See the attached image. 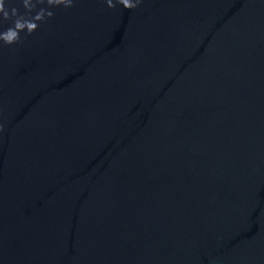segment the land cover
I'll use <instances>...</instances> for the list:
<instances>
[{"label":"water","instance_id":"1","mask_svg":"<svg viewBox=\"0 0 264 264\" xmlns=\"http://www.w3.org/2000/svg\"><path fill=\"white\" fill-rule=\"evenodd\" d=\"M113 2L0 41V264H264V0Z\"/></svg>","mask_w":264,"mask_h":264},{"label":"clouds","instance_id":"2","mask_svg":"<svg viewBox=\"0 0 264 264\" xmlns=\"http://www.w3.org/2000/svg\"><path fill=\"white\" fill-rule=\"evenodd\" d=\"M108 7L115 8L113 0H106ZM142 0H118L126 9L136 8ZM25 10L24 14L16 6L6 7V0H0V24L10 21L11 26L0 31V41L13 45L21 42V33L30 36L35 33L41 22H46V18H52L55 13L50 11L52 7L64 6L74 7V0H19ZM47 4V8L38 5ZM7 5H14L13 0H7Z\"/></svg>","mask_w":264,"mask_h":264}]
</instances>
